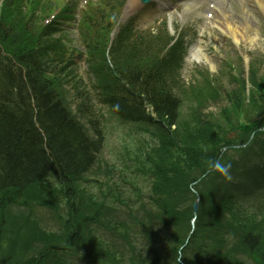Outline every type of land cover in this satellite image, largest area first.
I'll use <instances>...</instances> for the list:
<instances>
[{
    "label": "trees",
    "instance_id": "trees-1",
    "mask_svg": "<svg viewBox=\"0 0 264 264\" xmlns=\"http://www.w3.org/2000/svg\"><path fill=\"white\" fill-rule=\"evenodd\" d=\"M16 1L6 0L0 13V264H174L181 246L182 264H243L238 255L264 264V226L255 227V215L237 225L232 208L208 187L202 191L201 176L221 145L206 148L210 135L202 147L177 138L180 101L163 66L156 62V77L148 71L142 79L141 65L129 75L132 87L122 86L123 96L114 98L117 111L144 125V133L156 131L142 137L146 147L131 163L149 188L142 192L130 179V194L98 176L117 166L104 161L99 118L82 97L77 113L67 109L60 58L39 49L47 28L28 30ZM122 146L129 159L130 148ZM120 160L122 174L130 164ZM192 189L200 194L196 215ZM38 204L53 215L55 230L32 228ZM31 228L23 239L20 231Z\"/></svg>",
    "mask_w": 264,
    "mask_h": 264
},
{
    "label": "rangeland",
    "instance_id": "rangeland-1",
    "mask_svg": "<svg viewBox=\"0 0 264 264\" xmlns=\"http://www.w3.org/2000/svg\"><path fill=\"white\" fill-rule=\"evenodd\" d=\"M209 1H212L213 7L209 6ZM198 3V6L189 10L173 5L172 9L161 13L148 7L138 17V21L141 26H152L164 13H168L175 28H181L185 31L186 46L189 53L192 50L194 53L197 52L200 57V61L194 63L187 54L182 64V78L185 80V86L191 83L188 87V93L191 96L180 107L179 123L176 125L178 127L177 129L176 126L174 127L177 138L181 140L186 136L194 147H202L207 144L209 145L206 148L217 147L219 142L214 139H218L219 135L223 133L222 128L226 122L234 121L232 127L228 128L232 138L229 139L231 147L227 149V155L233 156L235 160L239 161V164L244 165L250 161L251 155L257 150V147L250 145V143L237 146V136L243 135L250 129L244 126L246 123L244 118L249 120L264 110V11L259 7L256 0H202ZM140 9V5L130 4L127 1L123 8L122 19L134 12H139ZM207 11H212L210 27L205 28V31L198 36V29L209 20L206 18ZM226 20L228 23L225 22ZM245 21L249 22L251 26L244 28L242 24ZM227 24L238 27L235 34L227 28ZM67 30L73 32L69 26ZM197 46H201V49L198 50ZM198 67L205 68L209 73L205 71L207 74L202 73L201 76H198V71L197 73L195 71ZM251 76L254 77L255 82L260 81L259 86L251 84L249 79ZM236 92L239 95H236ZM74 97L70 90L69 100L72 103ZM233 99H236V104ZM97 109H101L102 114H105L104 161L117 163L115 169L103 172V168L98 176L106 181L110 178L111 183L117 182L122 191L127 190L128 182L132 179L142 192H147L149 184L142 181L147 177L138 173L134 177L131 172L133 169L132 159L139 161L140 151L146 147L141 141L144 136L143 133L139 130L129 129L130 126L120 125L115 118H112L105 111L106 106L99 105ZM194 122L197 125L192 124ZM209 135L213 141L210 140L207 144L201 142L203 137ZM122 145L130 148L129 151L131 152L128 156L131 160L124 154ZM119 151L122 152L124 158ZM239 153L240 156H238ZM120 159H125L128 161V165L130 164V169H126L125 173L122 172V174L119 170H122L124 165ZM235 167L237 168L233 170L238 169L239 172V174L236 173L235 179H221L222 175L219 178L216 172L209 173L210 179L203 176L201 178L202 191L208 187L212 192L224 198L222 200L224 203L230 202L238 196L244 199V203L247 204V200L252 197V187L255 183L248 184L241 181V175L245 168L243 166L242 168ZM234 182L236 183L234 192H232L230 188L232 189L231 186ZM133 190V186H130L127 192L133 194ZM237 208L235 204L232 205V210H237ZM33 212L37 216V225H33L32 228L42 227L55 230L54 226L58 224L52 218L53 215L50 216L49 211L38 204L34 205ZM123 218L127 217L123 216ZM32 228L31 231L28 229L24 232L20 231L23 239L28 232L34 234L35 230ZM137 247L141 248V244H137ZM156 248H158L157 245ZM246 261L248 264H253V261H248V259ZM180 264L182 263L180 262Z\"/></svg>",
    "mask_w": 264,
    "mask_h": 264
},
{
    "label": "clouds",
    "instance_id": "clouds-1",
    "mask_svg": "<svg viewBox=\"0 0 264 264\" xmlns=\"http://www.w3.org/2000/svg\"><path fill=\"white\" fill-rule=\"evenodd\" d=\"M230 168H231V164L223 163L219 159L209 162V165H208V170L210 172H217L229 180L231 179ZM193 192L197 198V193H199V192H196L195 189H193ZM182 257H184L183 246H181L177 250V253H176V256L174 259V264H180Z\"/></svg>",
    "mask_w": 264,
    "mask_h": 264
},
{
    "label": "bare ground",
    "instance_id": "bare-ground-1",
    "mask_svg": "<svg viewBox=\"0 0 264 264\" xmlns=\"http://www.w3.org/2000/svg\"><path fill=\"white\" fill-rule=\"evenodd\" d=\"M256 1L258 2L259 7L264 11V0H256ZM225 22L228 23V20H226ZM242 26H243L244 28H248V27H250L251 25H250L247 21H245V22L242 24ZM227 28H229V30H230L233 34H235V32H236V30H237L238 27L235 26V25H233V24H229V25L227 24ZM254 81H255V80H254ZM263 142H264V141H263ZM242 171H244V170H242ZM234 172L237 173V174H239L238 169L234 170ZM222 178H225V177L222 176L221 179H222ZM241 178H242L243 181H245V182L248 183V184H251V183L256 182V179H255L251 174H249V173L246 172V171H244V172L242 173ZM226 185H227V183H226ZM196 204H197V203H196Z\"/></svg>",
    "mask_w": 264,
    "mask_h": 264
},
{
    "label": "water",
    "instance_id": "water-1",
    "mask_svg": "<svg viewBox=\"0 0 264 264\" xmlns=\"http://www.w3.org/2000/svg\"><path fill=\"white\" fill-rule=\"evenodd\" d=\"M196 207H197V204H196V203H194V208L196 209Z\"/></svg>",
    "mask_w": 264,
    "mask_h": 264
}]
</instances>
